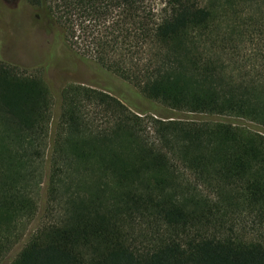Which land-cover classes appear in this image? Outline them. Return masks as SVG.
Here are the masks:
<instances>
[{
    "label": "trees",
    "instance_id": "obj_1",
    "mask_svg": "<svg viewBox=\"0 0 264 264\" xmlns=\"http://www.w3.org/2000/svg\"><path fill=\"white\" fill-rule=\"evenodd\" d=\"M26 1L75 58L139 99L264 128V72L240 69L221 37L219 11L233 0H167L160 19L147 0ZM9 29L0 13V57ZM51 93L43 75L0 60V264L40 219L9 264H264L263 134L224 120L140 116L70 84L54 163L41 172ZM91 104L101 113L89 114Z\"/></svg>",
    "mask_w": 264,
    "mask_h": 264
},
{
    "label": "rangeland",
    "instance_id": "obj_2",
    "mask_svg": "<svg viewBox=\"0 0 264 264\" xmlns=\"http://www.w3.org/2000/svg\"><path fill=\"white\" fill-rule=\"evenodd\" d=\"M205 6L211 0H191ZM167 0H147V5L151 8L157 18H161ZM227 7V6H226ZM0 13L11 21L15 31L11 29L3 32V38L10 39L4 45V54L0 60L14 64L29 73L43 75L51 88L52 96V124L49 137L47 139V149L42 160L39 162L41 172L46 163L52 165L50 153L51 140L55 129V124L62 114V90L70 85H82L107 93L122 101L129 109L137 113V110L145 114L154 115L153 111L162 114H175L178 117L203 120H224L235 124H245L250 129L263 133L261 126L246 120L227 118L221 116H207L190 113H178L161 110V106L139 99L135 94V89L115 75L105 71L91 60L82 61L72 54V52L60 41L58 28L45 17L38 9L29 5L26 0L22 6L16 1L4 4L0 0ZM39 17V18H38ZM219 17L225 22L221 37L227 39L226 53L229 57H236L240 69L248 70L252 73L264 72V0H233L232 4L225 9H220ZM7 39V40H8ZM230 43H229V42ZM236 46V49L234 48ZM222 50L223 46L212 47L213 51ZM224 51V50H222ZM127 99L130 104L125 100ZM89 114L101 113V107L95 104L88 105ZM147 112V113H146ZM155 116V115H154ZM44 219H40L33 227L24 232L21 241L9 252L3 264H9L24 248L30 238L36 233L37 228ZM41 226V225H40Z\"/></svg>",
    "mask_w": 264,
    "mask_h": 264
},
{
    "label": "flooded vegetation",
    "instance_id": "obj_3",
    "mask_svg": "<svg viewBox=\"0 0 264 264\" xmlns=\"http://www.w3.org/2000/svg\"><path fill=\"white\" fill-rule=\"evenodd\" d=\"M4 4H10L12 1H16L19 6H22L24 0H1ZM27 2V1H26ZM39 18V17H38Z\"/></svg>",
    "mask_w": 264,
    "mask_h": 264
},
{
    "label": "water",
    "instance_id": "obj_4",
    "mask_svg": "<svg viewBox=\"0 0 264 264\" xmlns=\"http://www.w3.org/2000/svg\"><path fill=\"white\" fill-rule=\"evenodd\" d=\"M240 125H244V126H246L244 123L243 124H240ZM248 127V126H247ZM249 129H250V127H248ZM262 129L264 130V128L262 127ZM251 130H253V129H251ZM259 130H261V129H258V131L257 132H259V133H261V134H263L262 132H260ZM254 131H256V130H254Z\"/></svg>",
    "mask_w": 264,
    "mask_h": 264
}]
</instances>
